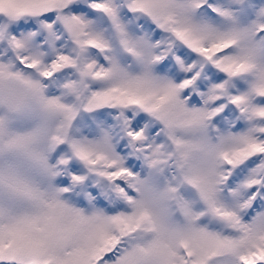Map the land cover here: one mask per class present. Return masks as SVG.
<instances>
[{
	"label": "snow or ice",
	"instance_id": "6c2138e0",
	"mask_svg": "<svg viewBox=\"0 0 264 264\" xmlns=\"http://www.w3.org/2000/svg\"><path fill=\"white\" fill-rule=\"evenodd\" d=\"M0 264H264V0H0Z\"/></svg>",
	"mask_w": 264,
	"mask_h": 264
}]
</instances>
